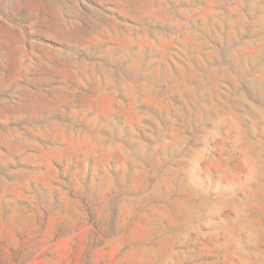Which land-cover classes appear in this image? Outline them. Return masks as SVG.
I'll use <instances>...</instances> for the list:
<instances>
[{
    "label": "rangeland",
    "instance_id": "1",
    "mask_svg": "<svg viewBox=\"0 0 264 264\" xmlns=\"http://www.w3.org/2000/svg\"><path fill=\"white\" fill-rule=\"evenodd\" d=\"M0 264H264V0H0Z\"/></svg>",
    "mask_w": 264,
    "mask_h": 264
}]
</instances>
